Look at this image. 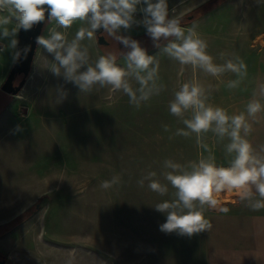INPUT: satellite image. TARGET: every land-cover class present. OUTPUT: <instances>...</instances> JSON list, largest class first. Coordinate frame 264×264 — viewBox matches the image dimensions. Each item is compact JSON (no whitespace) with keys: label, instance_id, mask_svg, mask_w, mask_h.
<instances>
[{"label":"rangeland","instance_id":"374dc122","mask_svg":"<svg viewBox=\"0 0 264 264\" xmlns=\"http://www.w3.org/2000/svg\"><path fill=\"white\" fill-rule=\"evenodd\" d=\"M194 2L167 0L168 19L186 17L180 21L181 26L187 29L196 25L198 32L200 17L196 18L197 13L196 19L187 17L197 8H192ZM140 8L138 4V14ZM135 18L137 23L127 29L121 27L112 35L105 31L109 45L99 44L95 32L91 40L80 41L81 50L88 53L80 71L94 66L100 56L114 55L117 66L130 72V86L138 89L126 60L131 48L117 37L137 41L159 62L157 83L166 85L165 91L139 109L129 103L122 89L114 92L110 86L97 84L84 93L65 80L63 69L59 76L54 75L51 65L59 64L41 45L20 93L12 96L3 92L1 85L17 59L18 45L12 47L11 41L18 42L19 29L14 36L4 37L0 28V107L10 100L9 114L26 122L23 130L30 134L31 173L38 182L31 186V192L42 181V198L0 226V255L13 264H64L72 254L75 264H264L262 237L240 231L238 217L248 207L234 192L217 197L229 208L227 214L206 211L211 230L191 237L160 231L166 217L155 205L175 199V189L165 179L169 169L164 168L163 161L172 159L187 165L209 155L197 146L195 134L190 138L174 135L183 124L170 115L169 101L181 83L193 80L206 89L212 85L210 102L229 114L232 96L221 90V77L201 76L200 69L180 65L163 51L174 37L153 41L141 23L143 19ZM4 27L11 33L16 21ZM80 28L90 29L89 21L78 19L64 29L49 19L41 37L48 38L55 29L70 43ZM61 92L66 93L62 100ZM163 125L170 131H164ZM203 142L215 156L217 166H229L234 154L226 152L227 137L220 139L209 132ZM149 172L156 173L152 179L168 185L165 195L148 188L150 181L145 177ZM113 176L118 178L117 183L109 189L100 187L102 181ZM141 179L143 186L138 183Z\"/></svg>","mask_w":264,"mask_h":264},{"label":"clouds","instance_id":"9594fccd","mask_svg":"<svg viewBox=\"0 0 264 264\" xmlns=\"http://www.w3.org/2000/svg\"><path fill=\"white\" fill-rule=\"evenodd\" d=\"M141 3L146 5L142 9L144 20L141 23L153 41L175 38L163 49L172 60L183 66L191 65L193 69H200L212 77H220L225 72L235 74L236 79L227 82L228 89L240 87L248 78V66L240 56L234 55L224 63H216L215 57L208 51L207 41L196 31V25L185 29L178 18L168 19L167 0H156L155 3L153 0H0V28L4 37L14 36L18 29L29 30L43 21L46 12L50 20L64 29L78 19H87L90 29L80 28L70 43L62 32L55 29L51 30L48 38H38L37 43L48 53L54 54L59 64V67L51 65V72L59 76L63 69L65 80L84 93L91 92L97 84L100 87L110 86L114 92L122 89L129 103L139 109L143 103L166 90V85L157 83L159 62L148 55L137 41L117 37L131 48L126 60L139 84V88L133 90L127 80L130 72L117 66L114 55L100 56L94 66L89 65L86 70L80 71L87 63L88 56L87 49L81 50L80 41L85 38L91 40L94 32L100 28L110 35L121 27L129 28L135 22L133 14L136 6ZM13 20L16 27L10 33L4 26ZM16 43L13 39L11 46L15 47ZM16 55L18 57L19 53ZM224 55L220 53L222 58ZM212 91V85L206 89L198 81H186L180 84L174 99L168 103L170 115L183 124V127L175 130L174 135L190 138L195 134L197 146L208 151L209 155L190 161L187 165L172 159L163 161L164 168L169 169L165 179L175 189V199L155 205L156 210L166 217L165 222L159 225L161 232L191 237L211 230L213 225L206 217V211L229 212V208L222 206L217 198L223 192L236 193L251 211L264 210V155L257 152L249 139L254 128L248 119L264 112V103L255 98L257 95L264 98V83L254 89V98L239 114H229L227 109L211 103ZM64 98L66 93L61 92L60 100ZM186 113L190 115L186 116ZM163 129L170 131L168 125H163ZM15 131L22 129L17 125ZM209 132L220 139L228 138L226 152L234 154L229 166H217L215 156L203 142V137ZM261 152H264V146H261ZM155 176V172H149L145 177L150 181L148 188L163 196L168 192V185L152 179ZM117 182L118 178L113 176L111 180L102 181L100 187L109 189ZM138 183L143 186L144 179ZM64 264H75V255H70Z\"/></svg>","mask_w":264,"mask_h":264},{"label":"crops","instance_id":"0c3cea01","mask_svg":"<svg viewBox=\"0 0 264 264\" xmlns=\"http://www.w3.org/2000/svg\"><path fill=\"white\" fill-rule=\"evenodd\" d=\"M194 1L192 8L207 0ZM139 5L142 9L146 7L143 3ZM197 28L201 37L207 41L208 51L215 57L216 63H224L226 59L238 55L247 64L248 78L236 89H228L226 86L229 80L236 79L235 74L225 72L220 76L221 90L229 91L232 96L229 105L231 114L244 112L249 100L254 98V89L264 83V0H227L200 17ZM222 52L225 54L223 58L220 56ZM200 75L206 76V73L201 71ZM239 94H242L241 98ZM255 98L264 103V98L258 95ZM10 107V100L0 107V226L16 219L42 198V181H39L38 186L34 185L31 192V186L36 180L32 177L30 167V134L27 135L26 130H23L27 126L26 122L21 123L19 118L10 115ZM248 119L254 128L249 139L257 152L264 155V152L258 150L264 146V112L256 118ZM17 125L22 131H15ZM26 129L29 131V128ZM238 220L241 233L262 237L264 252V210L251 211L247 208Z\"/></svg>","mask_w":264,"mask_h":264},{"label":"water","instance_id":"95a60500","mask_svg":"<svg viewBox=\"0 0 264 264\" xmlns=\"http://www.w3.org/2000/svg\"><path fill=\"white\" fill-rule=\"evenodd\" d=\"M47 8V6H45ZM49 21L48 13H45V19L32 26L29 30L19 29L17 53L19 56L13 63V66L1 85V90L9 95L16 96L25 86L33 68V63L38 50L37 40L41 37L44 26ZM104 29L95 31L97 41L101 45L108 44V40L103 34ZM25 49L27 52L25 53ZM18 78L20 81L16 84ZM0 264H13L6 257H0Z\"/></svg>","mask_w":264,"mask_h":264},{"label":"trees","instance_id":"16d2710c","mask_svg":"<svg viewBox=\"0 0 264 264\" xmlns=\"http://www.w3.org/2000/svg\"><path fill=\"white\" fill-rule=\"evenodd\" d=\"M227 0H207L206 2H204L203 4H201L200 6H198L194 11V13H192L191 15L193 16V19L202 17L203 15L209 13L210 11L214 10L215 8H217L219 5H221L222 3L226 2ZM197 13V17L195 18V15ZM186 17H181L179 18L180 21H182L183 19H185ZM173 37H169L167 40L165 39L164 41H168ZM159 45V44H157ZM0 257H5V255H0Z\"/></svg>","mask_w":264,"mask_h":264},{"label":"built area","instance_id":"2783aa9c","mask_svg":"<svg viewBox=\"0 0 264 264\" xmlns=\"http://www.w3.org/2000/svg\"><path fill=\"white\" fill-rule=\"evenodd\" d=\"M141 6V5H140ZM135 16L137 17H139V18H142L143 20H144V13H143V11H142V7L140 8V10H139V14H138V12H135L134 14H133V20H135V22L134 23H137V20H136V18H135ZM2 49V48H1Z\"/></svg>","mask_w":264,"mask_h":264},{"label":"flooded vegetation","instance_id":"af4514ba","mask_svg":"<svg viewBox=\"0 0 264 264\" xmlns=\"http://www.w3.org/2000/svg\"><path fill=\"white\" fill-rule=\"evenodd\" d=\"M168 13H169V10H168ZM192 15H190V16H187L188 18H190ZM179 17V16H178ZM177 17V18H178ZM103 34L105 35V37H106V33H105V30H104V32H103ZM96 35V34H95ZM96 38H97V36H96ZM110 44V42L108 43V44H105V45H109ZM20 79L21 78H18V80L16 81V84L20 81Z\"/></svg>","mask_w":264,"mask_h":264},{"label":"bare ground","instance_id":"6f19581e","mask_svg":"<svg viewBox=\"0 0 264 264\" xmlns=\"http://www.w3.org/2000/svg\"><path fill=\"white\" fill-rule=\"evenodd\" d=\"M233 194V193H232Z\"/></svg>","mask_w":264,"mask_h":264}]
</instances>
